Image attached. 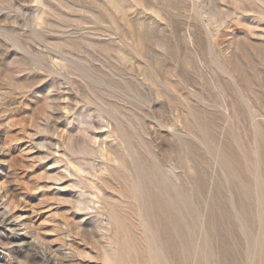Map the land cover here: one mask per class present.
<instances>
[{"label":"rangeland","instance_id":"374dc122","mask_svg":"<svg viewBox=\"0 0 264 264\" xmlns=\"http://www.w3.org/2000/svg\"><path fill=\"white\" fill-rule=\"evenodd\" d=\"M4 216L0 264H140L145 220L264 264V0H0Z\"/></svg>","mask_w":264,"mask_h":264},{"label":"bare ground","instance_id":"6f19581e","mask_svg":"<svg viewBox=\"0 0 264 264\" xmlns=\"http://www.w3.org/2000/svg\"><path fill=\"white\" fill-rule=\"evenodd\" d=\"M224 159L226 160V162H227V164L229 166V169H231L233 171V166L231 164V161H229V159L227 157H225ZM257 163H259V160L258 161L256 160V164ZM260 176H261V173H258V175H256L257 179L260 180ZM146 189H147L146 185H144L143 183L138 182L137 185H136V194H137L138 198L140 197V201H141L140 203L147 204L148 208H151V209L154 210L155 207H157L159 205H156L157 202L155 203L156 206L153 205L154 204L153 202L150 203V199H149L150 195H148V192H147ZM151 200H152V198H151ZM170 202H171L170 198H168V199L165 198V201L162 200L161 204H160V201L158 202L160 204V206L158 208L161 211H166L167 207L170 205ZM116 207H115L114 204L110 205V208H111L114 216L116 215L115 214L116 213L115 212ZM158 208H157V210H158ZM119 211H120V209H119ZM117 216H119V215H117ZM143 220H145V219L143 218ZM123 222H124V220H123ZM12 225H14L13 221L11 219H8L7 216L0 217V226H3V228L5 227V229L9 230L10 227H12ZM142 225H143V228H144V233H145V237H146L145 241H146V246H147L148 250H147V253L145 254V257H141L140 264H169V262L165 258L164 244L160 240L161 239L160 233L158 231H156V230L155 231L151 230L152 228H150V225H149L148 221H146V220L143 221ZM173 230L176 232L177 235H181V233H182V228H181L179 222L177 223L175 220H173ZM13 236H14L15 240L16 239L18 241L20 240V242H22V243L29 242V240H27V237H23V235H21L19 233H15ZM167 241H169V240H167ZM207 260H209V256L208 255L206 256L205 261H207ZM122 262H123V264H128V260H126L125 257H122Z\"/></svg>","mask_w":264,"mask_h":264}]
</instances>
